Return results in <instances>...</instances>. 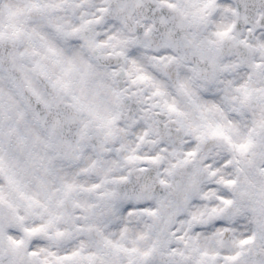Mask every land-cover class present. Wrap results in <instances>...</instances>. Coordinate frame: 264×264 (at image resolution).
I'll return each mask as SVG.
<instances>
[{
  "label": "snow or ice",
  "instance_id": "snow-or-ice-1",
  "mask_svg": "<svg viewBox=\"0 0 264 264\" xmlns=\"http://www.w3.org/2000/svg\"><path fill=\"white\" fill-rule=\"evenodd\" d=\"M0 264H264V0H0Z\"/></svg>",
  "mask_w": 264,
  "mask_h": 264
}]
</instances>
